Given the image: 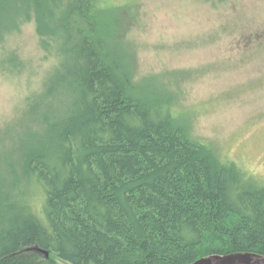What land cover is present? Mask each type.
Masks as SVG:
<instances>
[{
  "label": "trees",
  "instance_id": "16d2710c",
  "mask_svg": "<svg viewBox=\"0 0 264 264\" xmlns=\"http://www.w3.org/2000/svg\"><path fill=\"white\" fill-rule=\"evenodd\" d=\"M103 2L0 0V43L32 18L57 38L64 61L42 103L65 97L0 165V264L264 256V185L192 138L167 96L143 94L129 53L98 30Z\"/></svg>",
  "mask_w": 264,
  "mask_h": 264
},
{
  "label": "rangeland",
  "instance_id": "374dc122",
  "mask_svg": "<svg viewBox=\"0 0 264 264\" xmlns=\"http://www.w3.org/2000/svg\"><path fill=\"white\" fill-rule=\"evenodd\" d=\"M110 47L128 54L145 96H167L171 115L223 162L264 185V0H104ZM102 17V16H101ZM113 24V26H112ZM64 61L55 37L32 18L0 43V165L26 133L38 131L46 104L65 97L46 85ZM53 100V101H51ZM33 209L39 213L40 196Z\"/></svg>",
  "mask_w": 264,
  "mask_h": 264
},
{
  "label": "water",
  "instance_id": "95a60500",
  "mask_svg": "<svg viewBox=\"0 0 264 264\" xmlns=\"http://www.w3.org/2000/svg\"><path fill=\"white\" fill-rule=\"evenodd\" d=\"M45 258H48V253L34 249ZM191 264H264V256L253 253H234L228 255H212L197 259Z\"/></svg>",
  "mask_w": 264,
  "mask_h": 264
}]
</instances>
